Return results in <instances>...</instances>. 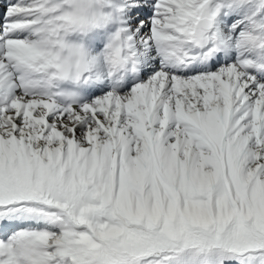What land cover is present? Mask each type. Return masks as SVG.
I'll return each mask as SVG.
<instances>
[{"label": "snow or ice", "instance_id": "6c2138e0", "mask_svg": "<svg viewBox=\"0 0 264 264\" xmlns=\"http://www.w3.org/2000/svg\"><path fill=\"white\" fill-rule=\"evenodd\" d=\"M0 264H264V0H0Z\"/></svg>", "mask_w": 264, "mask_h": 264}]
</instances>
